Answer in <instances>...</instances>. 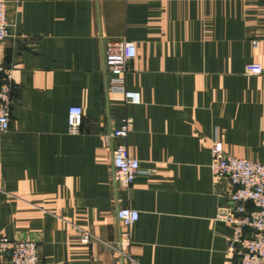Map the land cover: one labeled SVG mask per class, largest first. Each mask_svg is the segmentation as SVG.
<instances>
[{"label": "crops", "instance_id": "obj_1", "mask_svg": "<svg viewBox=\"0 0 264 264\" xmlns=\"http://www.w3.org/2000/svg\"><path fill=\"white\" fill-rule=\"evenodd\" d=\"M5 1L0 61L13 70V103L0 132V236L37 242L48 264H123L127 231L140 264H237L233 227L216 220L234 189L210 163L215 139L264 163V73L245 72L264 68V0ZM109 41L136 44L125 78L140 105L108 90ZM125 117L121 142L148 172L128 191L104 140ZM121 207L140 212L130 229Z\"/></svg>", "mask_w": 264, "mask_h": 264}, {"label": "built area", "instance_id": "obj_2", "mask_svg": "<svg viewBox=\"0 0 264 264\" xmlns=\"http://www.w3.org/2000/svg\"><path fill=\"white\" fill-rule=\"evenodd\" d=\"M9 36L8 6L5 0H0V42ZM103 56L104 70L108 74V90L122 94L128 104L140 105V93L129 91L125 78L130 63L137 56L136 44L109 41L103 46ZM245 70L249 76H261L264 73L260 63H250ZM0 73V132H6L11 123L13 70L0 61ZM83 122V109L71 107L68 114L69 134H80ZM132 127V119L125 117L118 129L104 136L106 144L112 149L115 181L120 189L126 191L131 189L139 176L148 174L141 169L140 161L121 142L129 137ZM210 168L216 178L229 179L234 189L230 195L231 205L220 209L216 215L217 221L233 227L230 252L238 257L237 264H264V163L229 155L224 143L215 139ZM248 205H251V209ZM117 218L124 227L130 229L139 221L140 212L130 207H121L117 211ZM89 241L90 235H84L82 242ZM130 244V233L127 231L117 244L123 264H140L128 252ZM5 256L9 257L10 264H48L42 262L37 242L12 241L0 236V259Z\"/></svg>", "mask_w": 264, "mask_h": 264}]
</instances>
